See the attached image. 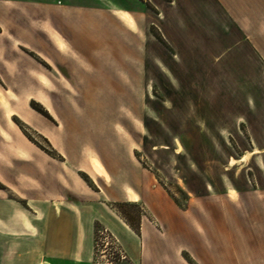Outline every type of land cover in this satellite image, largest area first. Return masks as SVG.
<instances>
[{
    "label": "rangeland",
    "instance_id": "rangeland-1",
    "mask_svg": "<svg viewBox=\"0 0 264 264\" xmlns=\"http://www.w3.org/2000/svg\"><path fill=\"white\" fill-rule=\"evenodd\" d=\"M115 1L23 9L43 19V56L0 78V203L22 214L0 264L42 263L55 206L74 212L89 264H264V34L242 45L220 9L194 28L170 0ZM71 3L110 5L128 24L90 33L95 55L118 38V73H90L112 87L84 82L98 56L71 43ZM56 31L70 42L58 48Z\"/></svg>",
    "mask_w": 264,
    "mask_h": 264
},
{
    "label": "crops",
    "instance_id": "crops-1",
    "mask_svg": "<svg viewBox=\"0 0 264 264\" xmlns=\"http://www.w3.org/2000/svg\"><path fill=\"white\" fill-rule=\"evenodd\" d=\"M108 1L118 5V2L115 0ZM26 3H28V0H0V53L2 52V54H0L2 58V60L0 58V78L3 83H6L8 79L7 73H10L11 68H17V66H19L20 62L17 60V57H22L26 61L29 59L33 65V67H30V71L37 72V66L33 64L35 61L37 62L34 56H43L41 49H39L43 45V39L41 36L37 35L44 29L43 19L40 16L37 17L34 13H29L30 18L26 19L25 15L27 13L23 10L26 9ZM38 3L41 5L35 6V9L38 8L35 11H41V8H43L44 3L41 1ZM170 3L169 7L172 9L175 8V5L178 3L177 11H179L181 24H186L187 26H193L195 28L196 25L204 24V10H209L207 15L209 18H213L211 17L212 14L218 17L220 9L224 16L221 22L223 24L234 25L237 30L240 31L241 37L238 38V43L249 45L252 39L254 42H256V40H262L259 33L264 34V0H170ZM119 6L122 11L130 13L123 5L119 4ZM103 7L104 8H102V6H95L91 3L87 5L83 3H71L66 6L67 11H65V19L67 25L70 26L69 31L72 32L70 41L73 45H77L79 48L81 47L84 49L82 54L83 58L86 57L89 60V58L98 56L97 61L91 62L92 65L96 66V69H83L84 73L87 72L89 74V76H87L88 80L84 82L89 84L97 83V87L107 88L112 87L113 83H118L117 80H113L112 78L113 73H118V38L114 39L113 37L112 41L108 39L111 42L109 44H111L110 47L113 48L114 54H108L104 50L103 53L99 52V54L95 55L91 54L89 49L86 51L87 48L92 46V41H99V39H92L90 33L103 31L113 34L118 32V19L122 24L127 23L118 16V11L120 10L113 9L110 5ZM91 9H93V11ZM130 14L135 20L134 15L132 13ZM210 22L219 23L217 20H211ZM164 23L167 24L169 21H164ZM170 23L172 22L170 21ZM63 24L65 25V23ZM253 31H257L258 35L251 38ZM56 32L52 33L55 45H57L55 41L59 40L66 43V38L63 40V38L59 37L58 32L60 33V31ZM80 33L83 34V37L77 38ZM12 37H14L15 40H19V47L21 50H24V56L18 55L14 48H12V46L14 47L11 43ZM105 40L106 39H104V41ZM70 41H67V43ZM104 41L101 40L100 42L104 43ZM105 42L107 43V40ZM27 48H30L35 55L26 52ZM11 49H13L14 52ZM261 54L264 56V52ZM94 71L112 74L109 76L105 75L104 79L99 76L95 80V78L92 79L90 76V73ZM1 81L0 85L4 88V84H2ZM0 191H4V189L0 188ZM5 205V202L0 203V210H2L0 213V228H3L0 229V248L3 249L4 252L10 248L7 240L4 238V234L10 233V231H6L4 227H6V224L12 219L15 220L22 215L19 214L14 216L13 212L9 211L10 209L8 210V208L4 207ZM19 212H21L20 209ZM48 222L44 244L42 238L40 239L41 256L45 258L42 259L43 261H41V264H89V262H87L88 256H81L85 248L83 229L79 225L75 226L74 212L72 214L68 211H64V209L60 210L58 206H55L52 214H49ZM14 233L19 235V233L21 234L22 232L17 231ZM43 249L45 253H43Z\"/></svg>",
    "mask_w": 264,
    "mask_h": 264
},
{
    "label": "bare ground",
    "instance_id": "bare-ground-1",
    "mask_svg": "<svg viewBox=\"0 0 264 264\" xmlns=\"http://www.w3.org/2000/svg\"><path fill=\"white\" fill-rule=\"evenodd\" d=\"M262 162H263V161H262ZM262 162H261V163H262Z\"/></svg>",
    "mask_w": 264,
    "mask_h": 264
}]
</instances>
